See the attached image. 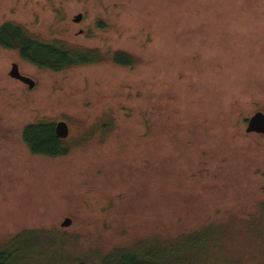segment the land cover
<instances>
[{
    "label": "rangeland",
    "instance_id": "374dc122",
    "mask_svg": "<svg viewBox=\"0 0 264 264\" xmlns=\"http://www.w3.org/2000/svg\"><path fill=\"white\" fill-rule=\"evenodd\" d=\"M5 22L104 60L54 72L0 47V246L36 251L29 264H106L264 203V135L246 133L264 113V0H0ZM42 119L67 123L66 156L25 148Z\"/></svg>",
    "mask_w": 264,
    "mask_h": 264
},
{
    "label": "trees",
    "instance_id": "16d2710c",
    "mask_svg": "<svg viewBox=\"0 0 264 264\" xmlns=\"http://www.w3.org/2000/svg\"><path fill=\"white\" fill-rule=\"evenodd\" d=\"M0 47L14 50L22 61L39 69L54 72L104 60L98 49L74 47L61 40H42L14 22H5L0 27ZM135 62L124 52L113 54V64L132 67ZM56 124L42 119L23 129L21 141L30 155L58 158L69 153L65 140L56 135ZM217 215L215 220L194 229L167 234L157 240H138L128 247L118 246L115 250L129 251H119L107 257L105 263L264 264V203L247 215H224L222 211ZM26 234L30 233L24 232L16 238L21 240ZM9 245L0 246V264H29L30 258L38 255L36 251L22 253Z\"/></svg>",
    "mask_w": 264,
    "mask_h": 264
},
{
    "label": "water",
    "instance_id": "95a60500",
    "mask_svg": "<svg viewBox=\"0 0 264 264\" xmlns=\"http://www.w3.org/2000/svg\"><path fill=\"white\" fill-rule=\"evenodd\" d=\"M76 22L80 21V16L76 17ZM10 76L16 80L21 81L22 83L26 84L29 89H33L36 86V82L29 78L23 76L17 65L13 64L12 69L10 71ZM55 132L56 135L58 136L59 139H66L69 136V127L65 121H60L56 124L55 127ZM246 133L247 134H259V135H264V113L261 111L256 112L247 122V128H246ZM72 224V219L71 218H66L62 226L63 227H69Z\"/></svg>",
    "mask_w": 264,
    "mask_h": 264
},
{
    "label": "flooded vegetation",
    "instance_id": "af4514ba",
    "mask_svg": "<svg viewBox=\"0 0 264 264\" xmlns=\"http://www.w3.org/2000/svg\"><path fill=\"white\" fill-rule=\"evenodd\" d=\"M78 16H80V21L79 22H76V17H78ZM78 16H75V18L73 19V21L76 23V24H81L83 21H85V14H82V13H80V15H78ZM80 28V27H79ZM81 32L79 33V34H84L85 32H84V29H82L81 28V30H80ZM35 88V87H34Z\"/></svg>",
    "mask_w": 264,
    "mask_h": 264
}]
</instances>
